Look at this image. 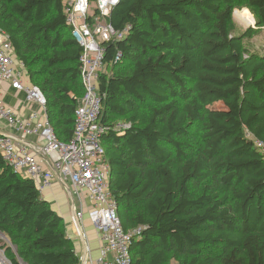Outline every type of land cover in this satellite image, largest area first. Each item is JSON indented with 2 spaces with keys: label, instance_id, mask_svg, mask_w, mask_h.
I'll return each instance as SVG.
<instances>
[{
  "label": "trees",
  "instance_id": "1",
  "mask_svg": "<svg viewBox=\"0 0 264 264\" xmlns=\"http://www.w3.org/2000/svg\"><path fill=\"white\" fill-rule=\"evenodd\" d=\"M241 6L264 29V0H121L112 10L128 33L105 43L100 121L121 223L141 232L134 264H264L254 144L264 143V56L243 45L253 28L236 34ZM0 30L70 142L85 90L62 0H0ZM0 233L11 264H81L64 218L1 154Z\"/></svg>",
  "mask_w": 264,
  "mask_h": 264
},
{
  "label": "built area",
  "instance_id": "2",
  "mask_svg": "<svg viewBox=\"0 0 264 264\" xmlns=\"http://www.w3.org/2000/svg\"><path fill=\"white\" fill-rule=\"evenodd\" d=\"M120 1L62 0L72 38L82 49L80 69L85 90L77 103L75 130L70 142L58 138L47 116V101L41 90L24 85L13 46L7 34L0 30V120L15 131L14 134L0 133V154L14 172L33 179L42 196L55 179H59L81 205L80 210L75 206L72 222L82 235L84 203L86 199L89 201L88 216L102 243L100 256L91 264H134L130 248L134 238L141 233L140 230L125 231L123 228L109 187L111 169L102 144L107 132L100 121L105 43L120 41L128 33V29L116 30L110 22L112 10ZM121 58L122 54L118 52L115 62ZM4 83H11L15 90L24 91L27 102L42 107L46 111L44 119H40L37 113H33L28 121L16 117L1 100ZM30 136L43 140L44 144L35 146L25 141ZM254 144L264 158V143L254 140Z\"/></svg>",
  "mask_w": 264,
  "mask_h": 264
},
{
  "label": "crops",
  "instance_id": "3",
  "mask_svg": "<svg viewBox=\"0 0 264 264\" xmlns=\"http://www.w3.org/2000/svg\"><path fill=\"white\" fill-rule=\"evenodd\" d=\"M19 67L23 73L24 85L29 87L30 84H28L26 72L20 62ZM1 100L16 117L23 121H28L33 113H37L40 119H44L46 115V111L42 107L27 102L26 93L24 91L15 90L11 83L3 84ZM0 133L14 134L15 131L6 127L4 122L0 120ZM25 141L35 146L44 144L43 140L34 136L27 137ZM65 193L71 196L70 204L67 203L65 199ZM43 198L64 218L67 227V235L73 241L76 253L80 257L81 262L84 260L86 263L88 262L87 264H91V262L96 261L100 256L102 243L100 241V234L97 232L88 216V210L90 208L89 201L86 199L84 203L85 217L81 223L84 235H82L72 222L75 206L80 210L81 205H79V202L75 201L74 197L68 192L67 188L61 184L59 179H55L52 187L43 193Z\"/></svg>",
  "mask_w": 264,
  "mask_h": 264
},
{
  "label": "rangeland",
  "instance_id": "4",
  "mask_svg": "<svg viewBox=\"0 0 264 264\" xmlns=\"http://www.w3.org/2000/svg\"><path fill=\"white\" fill-rule=\"evenodd\" d=\"M249 16L252 17V21H253V24L251 25H248L246 23V17H249ZM234 22L236 25L237 35L244 34L248 29L252 28V26L255 27L253 28L255 31L253 36L250 38L244 39L243 45L249 52L260 55V56H264V29L257 28V26L255 25L256 23L255 18L253 14L251 13L250 9L246 6H241V7L236 8L234 11ZM109 73H111V71H109ZM27 79H28V84H30V86H33L28 76H27ZM214 107L216 109H220L222 108V104L218 103ZM120 125H122V123L116 124V126H120ZM70 197H71L70 195L66 194L65 199L67 203L69 204L71 203ZM7 244L9 245L8 240L5 238V236L2 233H0V264H11L4 250V246Z\"/></svg>",
  "mask_w": 264,
  "mask_h": 264
},
{
  "label": "bare ground",
  "instance_id": "5",
  "mask_svg": "<svg viewBox=\"0 0 264 264\" xmlns=\"http://www.w3.org/2000/svg\"><path fill=\"white\" fill-rule=\"evenodd\" d=\"M246 23H247L248 25L253 24V21H252V17H251V16L246 17Z\"/></svg>",
  "mask_w": 264,
  "mask_h": 264
},
{
  "label": "water",
  "instance_id": "6",
  "mask_svg": "<svg viewBox=\"0 0 264 264\" xmlns=\"http://www.w3.org/2000/svg\"><path fill=\"white\" fill-rule=\"evenodd\" d=\"M255 25H256V23H255ZM252 28H255V27L252 26Z\"/></svg>",
  "mask_w": 264,
  "mask_h": 264
}]
</instances>
